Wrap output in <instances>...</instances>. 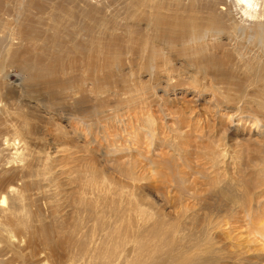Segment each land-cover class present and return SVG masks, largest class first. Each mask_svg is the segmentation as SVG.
<instances>
[{"label": "rangeland", "instance_id": "374dc122", "mask_svg": "<svg viewBox=\"0 0 264 264\" xmlns=\"http://www.w3.org/2000/svg\"><path fill=\"white\" fill-rule=\"evenodd\" d=\"M150 8L110 1L106 47L115 35L121 56L93 42L95 15L67 4L44 16L66 42L48 45L41 64L38 49H0L11 108L0 141L26 144L21 162L0 165L21 192L0 264H264V65L212 69L153 36L146 57L128 54L127 27L148 35ZM38 20L28 23L45 30ZM30 36L24 45L42 43ZM153 44L163 58L150 56Z\"/></svg>", "mask_w": 264, "mask_h": 264}, {"label": "bare ground", "instance_id": "6f19581e", "mask_svg": "<svg viewBox=\"0 0 264 264\" xmlns=\"http://www.w3.org/2000/svg\"><path fill=\"white\" fill-rule=\"evenodd\" d=\"M110 1L112 0H0V23H3L0 24V32L8 29L5 36L0 39V49L5 53L6 57L12 56L13 52L18 50V48H24L27 52L38 49V54L36 55L39 60L36 64H41L42 55L47 52L46 47H48V45H51V47L55 45L59 47L61 42H66L65 38L62 40L59 38L57 33L58 25L42 23L45 20H49L53 23L56 22L54 19L45 18L44 16L49 15L52 8L65 4L76 5L83 9L84 13L90 19L95 15V19H92L94 21L90 26V37L95 44L105 48L108 44V38H110L105 36V32L116 29L113 27V24L108 21V16L105 13H109ZM150 1L152 8L144 13L148 21V31L146 33L148 35L142 38H134L132 37L134 34L133 30H135V33L139 31L141 33L142 26L132 24L127 27L129 42L132 43V47H129L127 52L128 54L131 53L134 56L146 57L145 53L147 51H144V47L149 41L147 36H153L163 42L164 40L170 41L173 39L174 42H172L176 44H172V46L175 49L180 48L185 55H192L195 63L204 64L212 69L215 67L220 70L221 64L242 65L246 68L250 67V69L264 65V0ZM12 6L17 7V13L13 16L12 20L7 23L5 18L10 16L9 11ZM169 9H175V13L171 16L162 13ZM179 11H183V13ZM96 15L98 16L97 19ZM66 17L73 18L74 15L66 14ZM32 18H39L38 21L45 30H41V27L33 29L34 25L28 23ZM96 23L99 26V30L97 33H93L92 30ZM50 30H54L52 35L49 32ZM19 31L22 32L19 33ZM30 34H32L33 38H36L37 34L43 35L42 43L39 44L42 46L36 44L24 45V42H26L24 38L29 39L31 37ZM191 37L196 38L194 40L191 39ZM187 42L191 44L187 45ZM157 45L158 44H153V50L150 52V56L154 59L163 58L161 56L157 57L158 51L155 49ZM124 47L125 43L117 39L115 35H112L111 43L106 48L117 51V55L121 56ZM58 50L60 49H57V51ZM163 51L164 54H162V56L170 54L165 53V49ZM61 53L63 54L62 51ZM17 54L18 52L15 53L14 61L20 62V64L24 63L23 60L17 57ZM168 56L169 55H167V57ZM121 61L122 59L118 62ZM218 73L221 72L218 71ZM221 76L226 79V76L223 74ZM1 104L3 106H1ZM5 104L3 100H0V114L3 116L11 109L10 106L6 109ZM4 108L6 110L3 114L2 110ZM12 137V142L9 140L0 141V165L3 164V167L7 165H17L25 155L23 154L20 156V148L26 149V144L21 145V142H17V136L14 135ZM4 146L8 148V155L4 153ZM8 171L9 170H5V173ZM19 191V188L13 186L12 183L4 184V181L0 180V233L1 231L4 232V229H6L8 223H10L15 209V200L18 196H21V192ZM256 226H253L254 229ZM8 236L11 237L10 235ZM253 239L256 240L255 238ZM176 260L178 261L179 259L177 258Z\"/></svg>", "mask_w": 264, "mask_h": 264}]
</instances>
